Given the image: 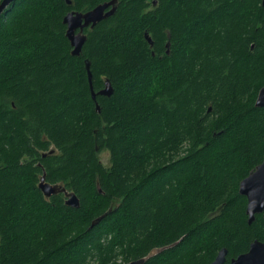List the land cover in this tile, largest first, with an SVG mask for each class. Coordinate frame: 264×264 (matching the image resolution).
<instances>
[{
    "label": "trees",
    "instance_id": "1",
    "mask_svg": "<svg viewBox=\"0 0 264 264\" xmlns=\"http://www.w3.org/2000/svg\"><path fill=\"white\" fill-rule=\"evenodd\" d=\"M69 1L0 14V264H229L264 242L239 193L264 157V0H117L78 56L63 17L108 0Z\"/></svg>",
    "mask_w": 264,
    "mask_h": 264
},
{
    "label": "water",
    "instance_id": "2",
    "mask_svg": "<svg viewBox=\"0 0 264 264\" xmlns=\"http://www.w3.org/2000/svg\"><path fill=\"white\" fill-rule=\"evenodd\" d=\"M15 0H1L0 14ZM67 3H70L67 0ZM117 0H108L97 4L87 11L71 10L63 17V24L66 26L65 35L71 46V54L78 56L81 53L82 46L86 40L85 28H93L102 20L112 16L116 10ZM147 41L151 44L149 36L145 35ZM168 47V44L166 45ZM88 83L91 91V97L95 100L96 95L110 96L113 88L106 79L103 88L95 92L92 87V75L89 69V62L85 60ZM256 107L264 106V85L259 89L255 100ZM96 109L99 106L96 103ZM38 188L45 197L63 193L65 204L70 207H78L79 199L73 191H68L59 183H49L43 173L39 178ZM239 193L246 197L247 222L251 223L256 214L264 212V157L262 161L239 182ZM99 218L96 220L98 221ZM227 249L221 248L214 259L209 264H224L226 261ZM144 258L131 261L126 264H143ZM229 264H264V242L254 240L250 243L248 250L238 256L231 258Z\"/></svg>",
    "mask_w": 264,
    "mask_h": 264
},
{
    "label": "rangeland",
    "instance_id": "3",
    "mask_svg": "<svg viewBox=\"0 0 264 264\" xmlns=\"http://www.w3.org/2000/svg\"><path fill=\"white\" fill-rule=\"evenodd\" d=\"M99 157L101 159V162L104 164V165H108V159H109V155H108V152L106 150H102L100 153H99Z\"/></svg>",
    "mask_w": 264,
    "mask_h": 264
}]
</instances>
